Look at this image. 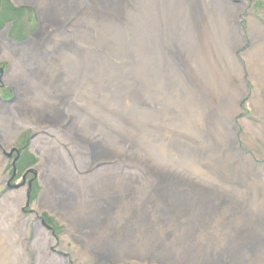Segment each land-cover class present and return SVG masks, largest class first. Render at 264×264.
<instances>
[{"label": "rangeland", "instance_id": "obj_1", "mask_svg": "<svg viewBox=\"0 0 264 264\" xmlns=\"http://www.w3.org/2000/svg\"><path fill=\"white\" fill-rule=\"evenodd\" d=\"M10 1L32 11L16 16L17 19L9 16L5 25L0 24V38L7 41H0V105L7 106L9 112L8 116L6 108H2V115L0 109L4 119L0 121V264H114L110 259L95 261L91 255L86 257L81 247L74 249L78 243L84 245L87 242L82 232L70 227V220L75 222L77 219L85 231V209L103 194L114 203L111 208L113 219H106V228L119 230L129 224L131 217H128L133 215L128 212L135 210L147 198L151 188L158 186L159 176L154 177L155 174L167 170V159L154 140L145 134L138 136L134 127L136 121L123 105L120 106L121 102L117 103L120 98L125 100L124 97L133 96L135 84L145 96L138 99L147 111L151 108L154 111L160 105L167 108V103L180 104L179 87L167 99L163 93L159 94L164 79L159 78L161 83L158 85L154 82L163 69L158 48L165 44L164 39L166 43L169 40L176 42H170L175 47L169 49L173 50L170 58L175 69L170 75L182 89L187 86L194 91L197 100L194 106L199 113L212 114L206 116L205 136L192 140H199L195 149L197 146L202 149L201 145L209 143L215 152L206 157L202 155L198 164L206 170L220 168L232 181L239 182L246 177L255 202L264 212V0H231L232 4L241 5L236 24L237 32L242 36L240 42L231 47L222 18L210 0H178L179 4L176 0H161L162 4L157 3L158 9L153 4L149 7L151 0H147V4L146 0H125L127 5L125 2L121 7L119 23L122 34L120 30L104 34L105 29L98 23L100 17L84 19L87 36L98 42V48L93 47L90 51L98 54V59L86 56L87 47L79 38V41L74 39L69 27L64 34L50 39L70 21L79 19L83 11H91L89 0H78L74 10L64 13L56 27L50 30L49 25L45 32L41 24V3ZM148 8L161 18L163 14L172 15L171 19L176 16L171 33L169 26L162 38L154 34L150 25L146 35L140 31L142 23L152 18ZM126 14H129L131 24L127 20L125 23ZM93 19H98L96 24ZM3 20L4 15H1L0 21L5 22ZM251 20L260 27L256 39L249 34ZM17 32L25 35L26 40H18ZM118 37L121 39L116 45ZM39 38L40 42H46L40 47ZM29 42L39 49L52 43V48L45 47L40 57L36 55L40 59L35 63L38 71L34 65L27 67ZM100 44L106 46L104 57L99 56L102 53ZM16 46L24 48L14 49ZM251 50L257 51V57L252 60L248 55ZM195 59L198 63H194ZM177 74L179 77H175ZM41 75L45 79L42 80ZM24 95L29 96V100L26 101ZM44 95L50 96V101L56 96L63 100L59 120L35 117L37 113L33 107ZM167 110L170 114L171 108ZM81 116L95 124L94 133L99 137L98 128L102 126L118 131L129 141H136L135 145L141 149L136 156L147 157L150 163L143 164L137 158L97 160L85 141ZM176 116L171 115L172 118ZM7 130L11 135L6 134ZM159 143L166 142L160 139ZM172 153L177 162L187 161L180 158L183 157L181 151L173 150ZM124 186L133 192H122ZM113 191L121 193L115 196L111 194ZM62 193L70 198L64 211L54 202ZM164 204L171 211L169 204ZM160 209L165 212L163 205L156 201L155 216L163 214ZM150 222L162 233L154 217ZM166 225L168 231L175 230V226ZM107 229L100 233L106 236ZM206 230L212 233L209 227ZM220 240L217 238L219 245ZM157 242L168 241L159 237ZM151 262L143 264H156ZM247 264L261 263L253 260Z\"/></svg>", "mask_w": 264, "mask_h": 264}, {"label": "bare ground", "instance_id": "obj_2", "mask_svg": "<svg viewBox=\"0 0 264 264\" xmlns=\"http://www.w3.org/2000/svg\"><path fill=\"white\" fill-rule=\"evenodd\" d=\"M31 1L41 3V24L45 28L43 32L46 31L49 25L50 30H53L60 22L59 18L64 13L74 10L75 4L78 2V0ZM80 1L85 2V0ZM210 1L216 7L217 15L222 18L226 37L229 36L227 39L229 46L231 47L233 44L237 45L240 42L239 39L242 38L237 32L236 24L237 13L240 11L241 5L232 4L231 0ZM125 2V0H89L92 10L88 11L86 9L83 11L79 19L77 17L76 20L70 21L67 26L51 35L50 39L59 34H64L67 31L65 29L69 27L70 33L75 36L74 39L76 41L80 39L81 43L87 47L86 56L90 55L91 58L98 59V54L90 52L93 47L98 48V42L87 36V32L83 28L84 19L89 16L100 17V21L98 19L95 20V18L93 22L96 24V21H98L105 29V33L102 32L101 34H106L107 32L114 34L118 30L121 32L119 28L122 17L121 7L123 4L125 5ZM175 2L179 4L178 0ZM157 3L162 4V1L151 0L149 7L153 4L158 9L156 7ZM131 4H134V2L131 1ZM148 14L152 18L149 21L145 18L147 21L142 23L140 31L143 34L146 35L147 30L151 29L148 25L153 28L154 34L160 38H162V34H165V31L168 29L167 26H169V33L172 32L176 16L174 19H171L172 15L167 17L163 14V18H161V16L155 15L151 8H148ZM128 15L124 16L125 23L127 20V23L131 24L132 22L128 20ZM259 30L260 27L251 20L249 34L256 39ZM120 39L119 37L117 38L116 45ZM0 41L3 43L7 42L3 37L0 38ZM164 41L165 44L161 48H158L159 55L162 56V60L160 61L163 69L155 76V81H153L158 85L161 83L159 78L164 79V85L160 87L161 92L159 94L163 93L167 99L168 97H172L176 88L179 87V89L177 88V94L182 98L178 99L180 104L175 103L170 105L171 103H167V108L163 105H158L159 108L155 107L154 111L151 110L152 108L147 111L143 109V105L139 101V99L145 96L141 94V91H138V86L135 84L133 96L130 98L126 96L124 97L125 100L120 98L117 103L121 102L120 106L122 107L123 105L132 118H134L133 120L136 121V126L134 127L136 128L137 135L145 134L151 140H154L155 145H157L161 153L164 154L165 159H167L168 168L155 174L154 177L159 176L158 186L151 188L143 203H140L135 210L128 212L129 215L133 216H129L128 218L131 217L129 224L119 230L113 231L115 228H112V230L106 228V219L109 218L111 221L113 219L111 208L114 203L111 198L102 194L95 204H88L84 212L85 218H83L85 231L79 225L77 219L75 222L70 220V227L75 231L82 232V237L87 242L84 245L78 243L79 245L77 244L74 249L81 247L84 249L86 257L91 255L95 261L110 259L114 264L128 261L137 262V264L149 263L150 261L156 264H247L253 260L264 264V212L261 205L255 202L256 198H254L253 190L246 177L239 182L237 180L232 181L229 178V174L222 171V169L215 168V171L211 169L206 170L203 169L204 166L200 167L198 164V160L202 155V157H206V154L215 152L211 149L210 146L212 145L209 143L206 146L204 144L201 145L202 149L198 146L195 149L199 140H192L193 137L196 139L200 135L203 138V132L205 131L203 126L207 124L208 118L206 116H212V114L210 112L199 113L194 106L197 104L194 91L191 92L187 86H182V89L181 85H178L176 78L170 75L175 72L170 58V52L173 50H169L175 49V47L170 42H176L175 40H169L166 43L165 39ZM38 43L40 44H38V47H40L46 42H40L39 38ZM29 46V49H27V67L31 68V65H34L38 71L35 63L39 62L40 59L36 55L40 57L41 51L45 52L46 44L43 46V49L34 48L30 45V42ZM47 47L52 48V43ZM118 47L120 48L121 46L118 45ZM17 48L24 47H14V49ZM99 48L102 52L99 56H106V54L103 55L106 46L100 44ZM256 52V50L249 52L248 55L251 57V60L257 57ZM23 57L27 60L25 54H23ZM194 63H198L197 59H195ZM125 67L127 70L129 69L126 64ZM175 77H179V74L175 75ZM41 79L45 78L41 75ZM45 81L50 82V80ZM47 95H44L40 99V103H37V106L33 107L34 112L37 113L35 117L40 120H59L61 116L60 106L63 105V100L59 96H56L50 101V96ZM28 97L24 95L25 100H29ZM124 101L126 102L125 104ZM161 102L163 103V100ZM0 106L1 114L3 115L4 110L2 108H6L7 106ZM191 106L194 108H188ZM168 108H171L170 114H167ZM7 111L6 108V115L9 116V112ZM1 114L0 121L2 122L4 119H2ZM173 114L177 116L172 118L171 115ZM80 120L84 125L85 141L91 147L90 149L95 152L97 160L118 159L124 161L127 158H137L142 160L143 164L150 163L147 157L136 156L141 151L135 145L136 141H129L123 135H120L118 131H111L102 126L98 128L101 136L99 137L97 133H94L95 124L92 121L85 116H81ZM8 131L10 130H7L6 134L10 133L9 135H11V132ZM94 138H97V140ZM160 139H164L166 143H159ZM184 146L189 151L185 150ZM173 150L181 151V156L183 157L180 158L187 159V161L184 163L177 162L173 157ZM196 150L197 152H195ZM115 191H118V189ZM115 191L111 194L117 196L121 193L115 194ZM121 191H127L129 194L133 192V190L125 186ZM62 194L54 202L56 201L59 204L58 206L64 211L70 202V198ZM112 199L114 200V198ZM156 201L162 204L165 209V212L160 209L163 214L157 216L154 215L156 211L153 210ZM164 203L169 204L171 211H169V208ZM152 217L157 221V226L162 228V233L154 229L153 224L150 222ZM79 222L82 223L81 218H79ZM131 223H135V225H131ZM166 223L170 226H175V230L171 228V231H168ZM207 227L211 229L212 233L206 230ZM104 229H107L106 236L100 233ZM99 235L103 236V238ZM159 237L167 239L168 242L158 243ZM217 238L221 239L220 245L217 242ZM153 257L156 260L150 259Z\"/></svg>", "mask_w": 264, "mask_h": 264}, {"label": "trees", "instance_id": "obj_3", "mask_svg": "<svg viewBox=\"0 0 264 264\" xmlns=\"http://www.w3.org/2000/svg\"><path fill=\"white\" fill-rule=\"evenodd\" d=\"M23 13H25L24 8L15 9L13 7V5H11L7 0H0V16L4 15L3 21H5V22L0 21V24L5 25L6 21L10 20L9 16H11V18H13V19L14 18L17 19L16 16L19 17V15H22ZM16 29H17V27H16ZM17 35L18 36H16V38H18L20 40L25 39V35H23L22 33L17 32Z\"/></svg>", "mask_w": 264, "mask_h": 264}]
</instances>
